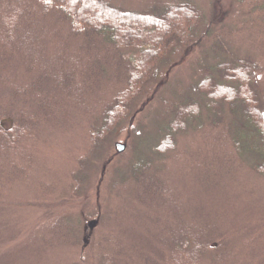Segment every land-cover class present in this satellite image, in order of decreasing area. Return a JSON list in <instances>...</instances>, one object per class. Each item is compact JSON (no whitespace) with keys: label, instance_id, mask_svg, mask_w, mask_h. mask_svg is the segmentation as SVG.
I'll use <instances>...</instances> for the list:
<instances>
[{"label":"rangeland","instance_id":"1","mask_svg":"<svg viewBox=\"0 0 264 264\" xmlns=\"http://www.w3.org/2000/svg\"><path fill=\"white\" fill-rule=\"evenodd\" d=\"M107 1L122 11L148 12L189 0ZM191 2L203 13L196 43L166 57L134 100L130 114L94 151L90 128L103 126L105 108L128 85L119 61L94 37L73 35L58 12L43 16L25 0L22 6L31 19L19 31L28 39L21 43L27 52L36 51L41 65L47 67V71L43 67L44 72L33 73L27 68L29 62L20 63L8 49L12 32L0 27V77L4 80L24 91L47 74L37 89L49 90L52 73L62 68L70 73L64 75L70 90H74L71 75L79 83V89L70 92L74 100L59 101L62 112L41 118L34 137L15 145L19 158L13 159V165L26 167L19 168L21 177L12 179L7 164L6 172L0 173L3 220L20 230L17 240L2 248L0 253L6 256L0 258L2 264H110L109 256H116V264H135L139 254L162 251L166 258H175L178 253L165 251L158 232L162 210L163 220L196 223L202 241L216 245L213 255L209 252L205 258L210 263L204 264H264V174L255 168L262 156L250 149L260 145V136L248 125L243 103L225 104L215 124L207 121L203 128L179 134L174 150L163 155L155 150L173 104L187 98L199 100V76L207 60L215 68L239 57L252 59L258 103L264 112V0ZM3 79L0 115L5 116L0 117V124L10 132L18 120L23 122L46 109ZM234 140L240 142L239 147ZM117 144L125 145V150L120 152ZM136 158L148 163L150 174L163 172L167 193L157 210H148L137 201L140 186L130 164ZM28 166L29 172L24 173ZM47 187L53 192L45 193ZM58 222L73 223L72 228H79L77 236L58 237L46 248L45 236H52L47 231ZM166 238L172 240L170 235ZM121 246L129 253L120 258Z\"/></svg>","mask_w":264,"mask_h":264},{"label":"trees","instance_id":"2","mask_svg":"<svg viewBox=\"0 0 264 264\" xmlns=\"http://www.w3.org/2000/svg\"><path fill=\"white\" fill-rule=\"evenodd\" d=\"M24 1L0 0L1 31L6 26V31L12 32L7 41L8 49L18 56L16 59L20 63L27 64L29 62L27 68L33 73L44 72L47 71V67L41 65L40 55L36 51L32 54L27 52L21 43V41L27 43L28 39L23 38L19 31L27 26L31 19V13H28V9L22 6ZM29 2L31 9L40 11L43 16H50L58 12L69 24V29L73 35H85L87 38L94 37L97 39L102 46L107 48V51H110L114 59L119 61L120 67L126 71L127 88L118 92L114 101L105 108L103 126L100 129L94 126L90 128L93 151L99 149L120 122L130 114L134 100L144 92L145 86L154 78L159 65L166 60V57L170 54H181L196 43L197 28L203 17L202 10L191 0L148 12L122 11L107 0H29ZM122 48L129 49L130 52H122ZM9 56L13 55L10 54ZM1 57L5 58L3 55ZM209 62L207 60L206 64L203 65L201 69L203 73L199 76V78L201 77L198 84L200 95L196 94L197 97H200L199 100L187 98L173 104L171 116L169 114V119H167L168 125L165 133H160V137L157 138L159 144L155 150L162 155L174 150L177 147L176 140L179 134L185 133L189 129L203 128L207 121L215 124L219 116L223 114L225 104L235 106L236 103L240 102L243 103L248 125L260 136V145H253L250 149L262 156V161L255 168L264 174V112L258 103L255 63L248 57L245 59L239 57L232 61L222 62L220 66L214 68L213 65L210 66ZM43 67L44 71H42ZM216 69L218 74L215 72ZM52 74L55 75H51L52 88L49 86V90L45 86L37 89V85H40L47 74H43L41 80L33 82L31 90V86H29L24 91L14 86V83L10 84L0 77L9 86L16 88L17 93L22 92L23 96L24 94L31 95V98L40 101L38 103L44 104L43 109H46H41L38 111L39 113L36 112V116L25 117L23 122L18 120L10 132L0 124V173L6 172L4 165L7 164L10 170L8 175L14 180L21 177L19 175L22 173L19 168H26L20 165L17 168L13 165V159L19 158L15 145L22 142L26 137H34L40 119L52 118L56 113L62 112L61 108L57 107L59 101L74 100L70 97V92H76L79 89V83H76L78 80L75 75H71L74 90H70L67 83L68 78L65 77L70 73L65 69H55ZM76 75L80 76V73ZM203 108L205 113H203ZM57 110L59 112H56ZM2 116L5 115L1 114L0 117ZM26 123L30 125H26ZM233 142L238 147L240 146L239 141L234 140ZM237 150L241 153L240 148ZM130 164L134 167L132 168V175L140 186L137 190L138 203L143 204L148 210L149 208L157 210L164 204L163 196L167 193L166 184L162 177L163 172L157 171L150 174L148 163L143 159L136 158ZM30 167L28 166L24 173L29 172ZM46 191L45 193L53 192L49 187ZM150 212L153 216H157L153 211ZM3 217H5V211L0 207V252L3 247L13 244L17 240L20 231L12 229L11 224L7 220H3ZM163 217L162 210L161 220H159L161 228L158 232L162 234V240L165 243L164 249L166 252L173 250L178 255L170 259L166 258L167 254L163 251L152 256L139 254L135 264L210 263L211 259L205 261V258L209 252H212L211 256L213 255L216 245L213 242L204 243L202 241V232L198 224H185V221L181 220L180 223L175 222L173 224L167 219L163 220ZM94 223L90 225H94ZM73 226V223L62 224L58 222L49 228L47 232H51L52 236H45L46 248L50 242L55 241L58 237L68 236L71 239L76 237L79 228H72ZM88 227L89 225L85 228H87V234L91 236L93 231L92 228L89 229ZM167 235H170L171 241L166 238ZM205 237L208 239L209 234ZM39 247L41 250H45L42 244ZM114 248L115 246H111V251L115 253L116 248L115 251ZM122 251L121 254L123 255H120V258L129 253L124 247H122ZM2 257L6 256L0 253V258ZM108 259L110 264H116V256L113 258L109 256ZM0 264L2 263L0 262Z\"/></svg>","mask_w":264,"mask_h":264},{"label":"water","instance_id":"3","mask_svg":"<svg viewBox=\"0 0 264 264\" xmlns=\"http://www.w3.org/2000/svg\"><path fill=\"white\" fill-rule=\"evenodd\" d=\"M117 147H118L119 151H124L125 150V146L122 145V144H118Z\"/></svg>","mask_w":264,"mask_h":264}]
</instances>
